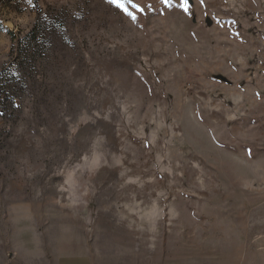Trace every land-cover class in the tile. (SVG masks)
<instances>
[{
	"label": "rangeland",
	"instance_id": "1",
	"mask_svg": "<svg viewBox=\"0 0 264 264\" xmlns=\"http://www.w3.org/2000/svg\"><path fill=\"white\" fill-rule=\"evenodd\" d=\"M1 107L0 264H264V0H4Z\"/></svg>",
	"mask_w": 264,
	"mask_h": 264
},
{
	"label": "trees",
	"instance_id": "2",
	"mask_svg": "<svg viewBox=\"0 0 264 264\" xmlns=\"http://www.w3.org/2000/svg\"><path fill=\"white\" fill-rule=\"evenodd\" d=\"M3 2H4V0H0V3H3ZM40 21H41V20H40V18H39L38 21H37L38 23L36 24L37 26H40V25H41V24H39ZM8 102H9V101H8ZM13 102L16 103V100H15V101H14V100L11 101V104H12ZM6 103H7V100L5 101V104H6ZM9 103H10V102H9ZM3 108H4V107H1V108H0V109H1L0 112L3 111Z\"/></svg>",
	"mask_w": 264,
	"mask_h": 264
},
{
	"label": "snow or ice",
	"instance_id": "3",
	"mask_svg": "<svg viewBox=\"0 0 264 264\" xmlns=\"http://www.w3.org/2000/svg\"><path fill=\"white\" fill-rule=\"evenodd\" d=\"M187 4V0H185V5ZM118 6H120V7H123V5H118Z\"/></svg>",
	"mask_w": 264,
	"mask_h": 264
}]
</instances>
